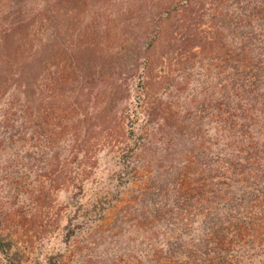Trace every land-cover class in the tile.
I'll list each match as a JSON object with an SVG mask.
<instances>
[{
  "label": "trees",
  "instance_id": "obj_1",
  "mask_svg": "<svg viewBox=\"0 0 264 264\" xmlns=\"http://www.w3.org/2000/svg\"><path fill=\"white\" fill-rule=\"evenodd\" d=\"M75 1L0 0V264L65 188L48 264H264V0H78L71 42L27 58ZM103 134L118 182L85 199Z\"/></svg>",
  "mask_w": 264,
  "mask_h": 264
},
{
  "label": "rangeland",
  "instance_id": "obj_2",
  "mask_svg": "<svg viewBox=\"0 0 264 264\" xmlns=\"http://www.w3.org/2000/svg\"><path fill=\"white\" fill-rule=\"evenodd\" d=\"M75 6L80 9L83 6V2L77 0L72 3L62 4L55 12L51 11V14L39 13L41 15L38 16V19L42 17L43 20L35 24L31 33L18 36V42L25 49L24 54L27 58L33 59L32 54L40 52L37 58L44 59L43 61H45L50 49H53L52 43L54 40L60 38L65 44L71 42L69 34L74 28L75 21L71 22L70 19L77 14ZM46 15L48 16L46 17ZM10 44L11 49L6 48L3 52H5L4 54L11 52L14 55L17 52L15 39L11 40ZM106 136L107 134H103L94 142L96 153L94 161L96 164L89 181L86 182L85 199H90V196L95 195L98 189L105 191L107 188H111L112 185L116 186L118 182V179L115 178L121 171L118 149L106 139ZM129 187H133L132 183ZM74 192L75 190L72 188L56 191L54 193L56 200L53 203L50 215H47L46 218L44 216L35 217L33 223L13 230L24 252V264H48V255L58 248L65 247L62 241L64 239L62 227L67 221L65 218H68L70 213H73L72 209L75 205L72 204V197ZM126 195H129V192ZM60 211L64 219L59 223L57 219L61 218L59 216ZM73 249L74 247L67 251L66 264H75L74 251H71Z\"/></svg>",
  "mask_w": 264,
  "mask_h": 264
}]
</instances>
